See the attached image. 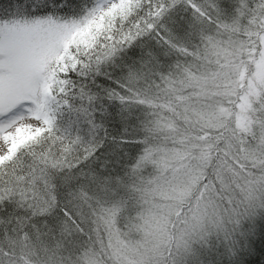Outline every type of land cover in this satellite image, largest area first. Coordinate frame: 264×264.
<instances>
[{
    "label": "snow or ice",
    "instance_id": "6c2138e0",
    "mask_svg": "<svg viewBox=\"0 0 264 264\" xmlns=\"http://www.w3.org/2000/svg\"><path fill=\"white\" fill-rule=\"evenodd\" d=\"M21 4L24 0L9 18L0 17V133L22 118L28 104L30 115L46 127L18 130L0 164L48 138L57 77L67 81L78 68L84 74L92 67L65 56L53 69L55 46L75 25L48 11L47 0L43 12ZM137 9H145L147 18L111 43L103 36V47L98 40L103 25L83 30V42L99 49L97 75L111 78L101 66L115 63L121 53L134 57L123 66L127 74L117 80L119 88L97 85L99 91L88 96L94 102L104 92L119 101L123 130L112 136L103 122L95 123L94 110L88 113L92 139L77 137L75 146L55 147L61 138L53 133L51 145L33 152L27 174L3 179L0 173V205L19 194L31 201L32 216H55L48 229L55 246L45 245L47 258L38 264H163L173 244L188 250L214 229L231 240L229 264H249L246 253L255 241L249 232L240 231L238 239L234 234L243 220L264 209V0H171L164 7L153 0H120L105 15L111 25ZM180 12H190L191 19ZM173 54L175 61L166 59ZM133 106H144V112L130 124L134 113L124 110ZM99 111L115 118L104 106ZM130 127L142 135L128 136ZM106 137L116 149L139 146L138 152L123 174L80 167L77 175L62 177L64 184L84 178L62 200L52 170L99 160ZM108 164L104 160L102 166Z\"/></svg>",
    "mask_w": 264,
    "mask_h": 264
},
{
    "label": "trees",
    "instance_id": "16d2710c",
    "mask_svg": "<svg viewBox=\"0 0 264 264\" xmlns=\"http://www.w3.org/2000/svg\"><path fill=\"white\" fill-rule=\"evenodd\" d=\"M99 0H47L48 11L53 12L69 24H74L77 32H72L70 36L63 42L65 45L66 56L83 67V65L91 64V70L84 69V74H81L79 68L73 72L72 76L64 81L57 77L58 83L54 84L55 91L53 93L54 99L50 103L52 108L51 116L53 117V127L51 132L46 133L47 139H41V142H31L27 147H23L16 156L5 164H0V173L3 179H7L16 175L27 174L33 165V152L39 153L47 146L51 145L53 140V133L55 137H59L56 141L55 147L63 145L75 146L77 137L82 140H90L93 136L92 124L89 121L92 119L88 113L95 111L97 117L95 123H104L107 130L112 136H118L123 130V122L120 121L119 115L121 109L124 107L119 101L109 100L106 93L101 92L98 99L90 102L89 95L99 91L97 85L103 84L105 89L110 87L119 88L117 80L127 74V69L123 67L126 64H131L134 57L130 54L125 55L121 53L115 58V63L109 62L101 66V71H106L111 74L109 76L97 75L95 72V60L99 53V49L95 46L88 47L83 41L85 39L84 29L91 26L93 32L97 31V25L94 22V12L98 6ZM44 0H24V4L19 5L24 8L26 5H33L41 12ZM160 3L161 7L171 4V0H153V5ZM18 0H0V17L9 18V14L14 12L17 7ZM55 5V6H53ZM172 15H176V10L173 8ZM179 16L184 19H191L190 12H180ZM141 17L147 18L145 9H137L127 19L124 17H117L111 25L108 23V17L104 16L100 25L101 47H103V36L110 37L108 41L119 39L121 31H127L133 27V22L141 23ZM73 28V29H74ZM79 30L81 32H79ZM180 34L179 32L177 33ZM130 53L131 50H128ZM178 57L173 54L167 57L170 62L175 61ZM183 59V57H179ZM60 60L54 61L53 69L59 65ZM118 65L120 67H118ZM83 90L84 95H81ZM67 101V103L65 102ZM104 106L109 113H115V118L111 116L104 118L101 116L99 109ZM87 110V113L84 110ZM129 111L134 113L132 120L134 123L137 117L142 118L144 106H133L130 109H125L126 115ZM99 135H103V129L96 130ZM259 134V133H258ZM45 134H42V137ZM128 136L142 135L140 131H133L130 127L127 133ZM139 146H131L127 149H116V143L110 138H105L104 153L99 160L85 161L83 165H78L77 168L52 170L55 181L58 185V192L60 198L63 200L65 194L68 192L70 186L78 182L84 181L81 177L79 181H71L70 184H64L62 177L66 175H77L79 168L83 167L85 171L93 170L101 174H123L127 165L131 162V158L138 152ZM115 149V151H114ZM104 160H108L107 167H103ZM31 201H24L17 194L9 203L4 206L0 205V264H38V261L46 259L47 253L44 252V247L47 245L50 249L55 246V236L49 232V227L55 216L36 215L32 216V209L29 207ZM59 211V209H57ZM242 211V208H241ZM62 215V213H61ZM17 217H24L26 219L19 220ZM23 223L24 227H21ZM36 225V229L32 227ZM234 225L227 224L226 227L230 230ZM37 229H39V239ZM249 232L250 240L255 241L254 244L249 245L246 253V258L249 264H264V244L260 241L264 238V209H258L257 214L248 217L242 221L241 226L237 228L234 238L238 239L239 232ZM27 234V235H26ZM231 240H225L224 232L213 230L212 234L204 239H197L191 243V247L185 250L183 247L177 248L173 244L171 252L165 251L163 264H229L228 248Z\"/></svg>",
    "mask_w": 264,
    "mask_h": 264
},
{
    "label": "rangeland",
    "instance_id": "374dc122",
    "mask_svg": "<svg viewBox=\"0 0 264 264\" xmlns=\"http://www.w3.org/2000/svg\"><path fill=\"white\" fill-rule=\"evenodd\" d=\"M119 2L120 0H99L98 6L96 7L94 12V22L96 23L95 25L97 26L100 25L102 22L100 17L106 16L105 14L108 12L111 6ZM77 31H78L77 29L75 28L73 29V32H77ZM79 32L81 31L79 30ZM65 56H66L65 45L63 43L57 44L55 46V51L53 54L54 61L60 60L59 65L62 66L61 58ZM39 85L40 82L37 81L35 86L39 87ZM30 108H31V104H28L23 110L22 118H18V121L14 126L8 127L4 132L0 133V156L8 155V153L12 150V139L10 138L17 137L18 130L23 129L26 131L35 132L41 128L46 127V125L42 120H38L37 118L30 115L29 113ZM52 111L54 110H52V108L50 107V115Z\"/></svg>",
    "mask_w": 264,
    "mask_h": 264
}]
</instances>
